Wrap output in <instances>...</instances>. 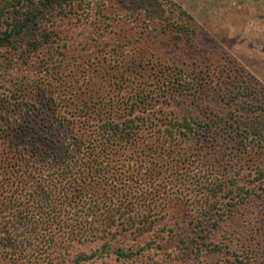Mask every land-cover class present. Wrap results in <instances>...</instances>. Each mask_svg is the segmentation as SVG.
<instances>
[{"label":"rangeland","instance_id":"rangeland-1","mask_svg":"<svg viewBox=\"0 0 264 264\" xmlns=\"http://www.w3.org/2000/svg\"><path fill=\"white\" fill-rule=\"evenodd\" d=\"M60 12L43 22L50 39L38 50L0 48V129L54 123L52 152L70 135L82 152L99 146L104 119L136 138L110 142L105 176L66 186L76 199L63 206L78 221L64 217L54 242L32 241L25 256L0 252V264L264 256V0H74ZM185 24L195 30L182 34ZM89 99L106 116H85ZM63 115L76 123L60 126ZM218 182L233 191L224 197Z\"/></svg>","mask_w":264,"mask_h":264},{"label":"trees","instance_id":"trees-1","mask_svg":"<svg viewBox=\"0 0 264 264\" xmlns=\"http://www.w3.org/2000/svg\"><path fill=\"white\" fill-rule=\"evenodd\" d=\"M71 1L74 0H0V48H18L19 43L23 42L26 43L27 49L38 50L50 39V33L46 26H43V22L56 17ZM180 13L194 22L187 12L181 10ZM188 28L190 27L187 24L182 25L181 33L185 34ZM190 29L195 30L192 27ZM178 84L182 85L181 82ZM80 103L82 109L86 108L85 116L93 112L104 113V116L107 114L106 109L101 112L103 106L98 99L80 100ZM60 120V126H65L69 122L71 127L76 123L68 121L69 119L64 115ZM14 121L19 122L17 117ZM125 123L123 121L119 124L104 119L99 146L90 144L83 148V152L80 147L81 141L75 135L68 136L70 137L68 143L63 142L64 152H52L50 144L58 142V135L62 133L54 123L49 125L47 123L46 126L41 125L34 129L28 128L22 121L15 127L8 124L4 125L6 128L0 129V138H4L7 144L2 149L3 155L0 157V252L2 254L25 256V251L33 245L32 241L36 240L39 243L41 240H47L50 244L54 242L52 235L61 232L64 228L63 224H66L64 217L72 221L77 216V213L73 214L63 206L65 203L73 210L74 206L71 205L76 199V193L70 192L66 186L69 189L73 185L79 187L80 183L88 178L105 176L107 171L100 166L109 156L110 144L127 143L136 138V132L132 127H126ZM63 137L66 135L64 134ZM84 164L87 165L86 175L79 177L82 172L81 166ZM260 172L264 176L263 170ZM217 185L220 191L224 189L227 191V186L223 183L218 182L215 186ZM232 191L233 188H229V191L224 192L226 194L224 197ZM98 214L105 215L99 212ZM107 218L110 219V216ZM77 219L78 216L76 221ZM258 229L264 235L263 222ZM74 232L70 230V235H74ZM59 239L62 242L64 241L62 239L67 237ZM206 245L211 250L212 244ZM244 251L250 256L235 255L227 261V264H264V256H256L250 248L248 250L245 248ZM94 258V254L89 256L80 254L71 261V264L83 263Z\"/></svg>","mask_w":264,"mask_h":264}]
</instances>
